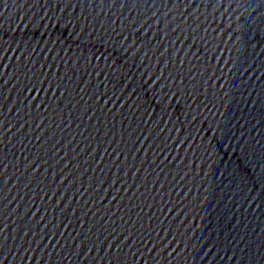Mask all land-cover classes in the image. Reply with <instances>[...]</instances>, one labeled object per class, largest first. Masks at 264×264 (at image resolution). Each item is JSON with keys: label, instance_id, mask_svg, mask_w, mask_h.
Instances as JSON below:
<instances>
[{"label": "water", "instance_id": "95a60500", "mask_svg": "<svg viewBox=\"0 0 264 264\" xmlns=\"http://www.w3.org/2000/svg\"><path fill=\"white\" fill-rule=\"evenodd\" d=\"M0 264H264V0H0Z\"/></svg>", "mask_w": 264, "mask_h": 264}]
</instances>
